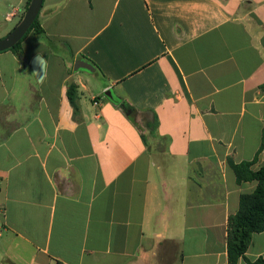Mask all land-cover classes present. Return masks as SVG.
Segmentation results:
<instances>
[{"label": "crops", "instance_id": "obj_1", "mask_svg": "<svg viewBox=\"0 0 264 264\" xmlns=\"http://www.w3.org/2000/svg\"><path fill=\"white\" fill-rule=\"evenodd\" d=\"M28 3L0 0V40ZM39 19L0 52V264H228L257 188L228 160L264 167V0H44ZM261 257L264 232L238 264Z\"/></svg>", "mask_w": 264, "mask_h": 264}, {"label": "trees", "instance_id": "obj_2", "mask_svg": "<svg viewBox=\"0 0 264 264\" xmlns=\"http://www.w3.org/2000/svg\"><path fill=\"white\" fill-rule=\"evenodd\" d=\"M32 31L36 34L45 33L40 23L39 15L24 38L10 50L19 53L22 48V41ZM262 89H264V86H262ZM68 97L74 108V114L77 115L80 112L77 85H69ZM263 148L264 143L260 150ZM228 162L239 184L244 182L257 183V188L253 193L241 195L239 210L229 219L227 234L228 264H238L241 258H245L253 235L264 232V167L258 171H253L252 165L254 161L236 164L229 159ZM253 264H264V257L259 258Z\"/></svg>", "mask_w": 264, "mask_h": 264}, {"label": "water", "instance_id": "obj_3", "mask_svg": "<svg viewBox=\"0 0 264 264\" xmlns=\"http://www.w3.org/2000/svg\"><path fill=\"white\" fill-rule=\"evenodd\" d=\"M43 3L44 0L30 1V4L19 24L5 38L0 40V52L12 49L24 38V36L28 33L36 18L40 14ZM32 67L37 80L41 81L45 71L44 58L42 56H37L32 62ZM75 69H86L89 71H94V67L92 66V64L84 60H78L75 64ZM106 95L110 98H113V94L111 91H108Z\"/></svg>", "mask_w": 264, "mask_h": 264}, {"label": "rangeland", "instance_id": "obj_4", "mask_svg": "<svg viewBox=\"0 0 264 264\" xmlns=\"http://www.w3.org/2000/svg\"><path fill=\"white\" fill-rule=\"evenodd\" d=\"M17 22V21H16ZM18 23V22H17ZM14 25V24H13Z\"/></svg>", "mask_w": 264, "mask_h": 264}]
</instances>
